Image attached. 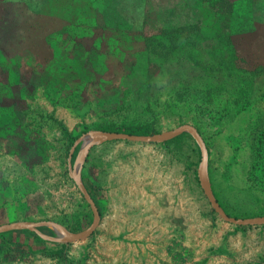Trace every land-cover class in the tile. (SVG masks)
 I'll use <instances>...</instances> for the list:
<instances>
[{
	"label": "rangeland",
	"instance_id": "rangeland-1",
	"mask_svg": "<svg viewBox=\"0 0 264 264\" xmlns=\"http://www.w3.org/2000/svg\"><path fill=\"white\" fill-rule=\"evenodd\" d=\"M69 1L70 6L48 2L40 17L32 1L23 4L30 9L24 18L12 4L0 8L1 14L12 10L13 29L0 50V226L50 221L71 233L85 231L94 214L72 175L83 148L79 143L70 157L77 140L93 130L129 127L156 135L186 123L206 142L210 181L226 212L264 216V0L111 1L114 13L125 16L119 15L128 34L119 38L128 48L160 50L161 41L174 36L180 45V59L172 64L152 54L145 61L130 57L127 66L134 61V72L149 66L154 81L182 66L170 95L147 103L114 76L100 80L97 72L107 68L103 51L119 39L87 23L100 4ZM35 47L45 51L43 57L32 54ZM108 62L110 69L116 65L114 57ZM201 164V148L188 132L161 143L93 146L81 177L102 210L99 228L77 242L51 226L2 232L0 264L81 263L97 246L102 257L110 256L111 244L135 249L121 253L134 264H264V225L224 220L202 188ZM134 187L137 194L165 200L162 218L151 221L164 227V236L116 232L129 222L124 209Z\"/></svg>",
	"mask_w": 264,
	"mask_h": 264
},
{
	"label": "trees",
	"instance_id": "trees-1",
	"mask_svg": "<svg viewBox=\"0 0 264 264\" xmlns=\"http://www.w3.org/2000/svg\"><path fill=\"white\" fill-rule=\"evenodd\" d=\"M28 1H32L34 3H38L39 8H35L33 10V12L36 13L37 16L40 17V13L43 9L42 6H46V4L49 2V4L54 5V3H58L61 4L59 6H63V4H67V5H72L71 2L69 0H0V8L4 9H8L10 7V5H13L12 10L15 11V13L17 12V17H22L24 18L23 12L25 11H29L30 9L25 8V6H23V4H27ZM111 1L113 0H93L92 4H100V9H94L95 15L93 18H89L86 19L88 24H92L94 27L99 25V27H101L100 25H102V31L105 33V37L107 38L110 34H112V36L117 37L119 40H117V44H112L111 42H109V46H110V50L108 52L103 51V56L106 57V64H107V68L103 67L100 69L98 73V75L100 74V80L102 82H108L109 80H111V77L114 76V79L119 80L121 83H126V85L128 86L127 91L130 94H140V95H144L147 99H144V103L147 101L150 102V99L152 97H156V98H160L162 97L164 94L165 95H170V91L169 88L171 87H175V85L178 83L177 81V77L176 75H178L179 71L182 70V66H178L175 65L176 67L173 68L172 70V74H174V76L168 77L166 75V73L164 75H159L160 77V81H154V72H152V68H150L149 66H144L142 67V71L137 70V72H134L133 67H134V63L138 60V58H142L145 60H147L150 56V54L157 55V58H162L161 60H164L165 64L168 63V61H171L170 64L173 63V61H178L179 55H180V45L177 44V41L174 37H171L170 39H163V41H161V49L158 50L157 47L152 49L146 45L141 46V47H127L128 45L125 44L123 41H121L120 38H124L126 37L125 35L128 34V29L122 27V25H124V21H122V19L119 17V15L121 14L122 17H125L120 10L116 11L111 9ZM16 5L17 8H16ZM93 7V5H92ZM1 10V9H0ZM10 10L9 12H4L2 11V14L0 13V50L2 52H4V47L7 46V40L9 38V36H12L13 33V29L9 26L10 24V18L8 16V14H10V12L12 11ZM37 10V11H35ZM118 10V9H116ZM123 13H125L124 11H122ZM126 15V13H125ZM86 17H88V14H86ZM35 19V18H34ZM114 20V21H112ZM110 31V32H109ZM91 34H93V32H91ZM68 36H70L71 38L73 37L72 32L67 34ZM88 35H90V33H88ZM101 36V35H100ZM70 37H68V39H70ZM120 37V38H119ZM74 38V37H73ZM101 44L103 43L104 38H101ZM174 39V40H173ZM74 40V39H73ZM76 41V40H75ZM119 42V44H118ZM82 42L80 44H78L77 42L74 45H81ZM100 46V45H99ZM183 45H181L182 47ZM149 49H146V48ZM7 52V50H6ZM45 51H42L41 49H39L38 47L34 48L33 51V55H35V57H43V53ZM21 54L18 53V55L12 56V58L14 57H18ZM32 55V56H33ZM143 56V57H142ZM112 57H114V59L116 60L115 64L113 65V68L110 69L111 67L108 65L109 64V59H111ZM132 57L134 59V61L132 63H130V65L127 66L128 62H130L129 60L132 61V59L130 58ZM238 60V59H237ZM189 64L187 61H185V64L183 65V67L185 65ZM112 66V65H111ZM165 70V69H163ZM179 70V71H178ZM108 71H112L113 75H109ZM104 72V73H103ZM107 72V75H105V73ZM170 72V71H169ZM174 72V73H173ZM171 73V72H170ZM162 74V73H161ZM105 75V76H104ZM96 77V75H95ZM33 86H37L35 83H33ZM165 89H168V91H164ZM104 130V129H103ZM107 131V130H104ZM117 132H126L129 134H137V135H150L149 131L146 129L145 131L138 128V129H134V128H129V127H125L123 129H118ZM93 199L95 200L97 206L99 205L98 199L96 198L95 192L92 190V188H90L89 186H87ZM239 218V217H237ZM22 231L25 232H30V233H35L32 232L28 229H24ZM1 235V234H0Z\"/></svg>",
	"mask_w": 264,
	"mask_h": 264
},
{
	"label": "water",
	"instance_id": "water-1",
	"mask_svg": "<svg viewBox=\"0 0 264 264\" xmlns=\"http://www.w3.org/2000/svg\"><path fill=\"white\" fill-rule=\"evenodd\" d=\"M185 132L191 133L195 139L197 140L201 152H202V164L200 168V179L201 185L204 189V192L211 203L212 208L227 222L236 225H243V226H256V225H264V216L260 217H250V218H237L234 216L229 215L224 207L221 205L219 200L217 199L212 183L209 177L208 171V148L206 145L205 140L203 139L199 129L190 124L186 123L183 124L175 129L162 132L156 135H137V134H129L126 132H117V131H103V130H93L89 131L88 133L82 135L77 142L75 143L74 147L71 150L70 157H72L75 147L82 143V151L80 152L77 164H76V172L75 175L72 173L73 178L75 179L81 193L83 194L84 198L90 205L93 214H94V221L92 225L81 233H71L68 231L64 226L58 224L56 222L50 221H43V222H13L8 223L0 226V233L14 230V229H28L30 231L38 232L39 227L42 226H51L63 234L60 233L61 237H63L68 242H77L81 240H85L91 237L102 221L101 212L99 207L97 206L95 200L93 199L88 187L83 183L81 172L83 170L84 164L90 152V149L93 146L101 145L103 143L115 140H127L133 142H147V143H161L173 137H176L180 134ZM70 171L73 172V167L70 164Z\"/></svg>",
	"mask_w": 264,
	"mask_h": 264
},
{
	"label": "crops",
	"instance_id": "crops-1",
	"mask_svg": "<svg viewBox=\"0 0 264 264\" xmlns=\"http://www.w3.org/2000/svg\"><path fill=\"white\" fill-rule=\"evenodd\" d=\"M143 187V186H142ZM141 188V187H140ZM138 187L133 188V192L131 193V197H128L126 199L127 207L124 209L127 212L126 219L129 220V222L126 224L125 227H119L117 228V233L121 235H135V236H143V235H152V236H164L166 234V231L164 230V227L160 225L157 222H151L154 219L160 220L162 218V212H164L163 207H161V204H165V200L163 197H160L157 194H148L146 191L142 194L136 193V190H138ZM99 210L101 212L102 221H103V213L98 205ZM135 220L140 221L139 224L136 225ZM101 221V223H102ZM149 221V222H148ZM100 226V225H99ZM99 228V227H98ZM97 228V229H98ZM136 230V231H134ZM124 245H110V256L102 257L101 254H99L100 249L97 251L96 248H99V246L94 247L92 249V254L89 256L90 258L87 260H84L81 256V263L75 264H122L125 261V264H134L132 257L127 255H122L121 253L127 252L131 253L133 252L132 247H126ZM126 247V248H125ZM124 248V250H123ZM149 248V245H146L145 250ZM154 248V247H153ZM154 250H159V247ZM153 250V251H154ZM83 250H81L82 252ZM125 259V260H124ZM58 261L49 260L45 263L38 262L39 264H59ZM36 262V264H38ZM66 264H73L69 261H67Z\"/></svg>",
	"mask_w": 264,
	"mask_h": 264
}]
</instances>
